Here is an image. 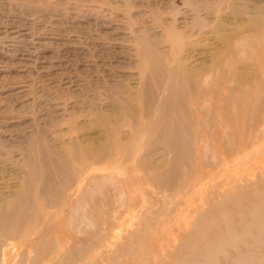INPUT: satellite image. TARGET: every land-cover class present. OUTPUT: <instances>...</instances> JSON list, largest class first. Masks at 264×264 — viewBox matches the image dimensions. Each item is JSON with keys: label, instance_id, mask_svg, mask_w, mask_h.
Masks as SVG:
<instances>
[{"label": "rangeland", "instance_id": "obj_1", "mask_svg": "<svg viewBox=\"0 0 264 264\" xmlns=\"http://www.w3.org/2000/svg\"><path fill=\"white\" fill-rule=\"evenodd\" d=\"M0 195L58 264H264V0H0Z\"/></svg>", "mask_w": 264, "mask_h": 264}, {"label": "bare ground", "instance_id": "obj_2", "mask_svg": "<svg viewBox=\"0 0 264 264\" xmlns=\"http://www.w3.org/2000/svg\"><path fill=\"white\" fill-rule=\"evenodd\" d=\"M148 58V55H145L146 61ZM162 118L160 119L164 120L166 117ZM167 135L174 136L171 133ZM176 138L178 139L179 137ZM2 198L3 196L0 195V200ZM23 203V199L20 198L17 201H8L6 205H0V264H16L17 262L12 261L13 257H16L18 264H58L61 260V256L58 255V249L66 241L60 226L53 225L49 234L44 233L41 229L31 230L32 225L30 220L26 218ZM43 214L44 208L40 207L38 217L42 218ZM263 231V228L260 229V233ZM197 233H199V230H197ZM226 239L225 236L221 235L205 239L202 247L204 260L212 262V264H221L218 263L220 260H215L210 252L214 242L225 241ZM49 241H52L54 246L44 247L43 245H49ZM32 248L35 250L34 252ZM21 252L24 253V256H22ZM247 255L246 251H242L234 254V256H228V253L222 256H227V258L231 259L228 264H244ZM20 256L23 257V260L20 259ZM19 260L22 263H19ZM67 264H75V260L68 257ZM194 264L198 263L195 262Z\"/></svg>", "mask_w": 264, "mask_h": 264}]
</instances>
